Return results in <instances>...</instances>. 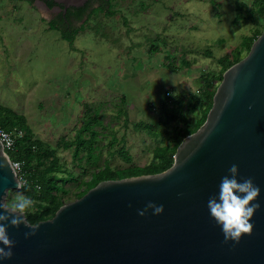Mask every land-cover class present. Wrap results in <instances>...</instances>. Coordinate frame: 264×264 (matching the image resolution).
Listing matches in <instances>:
<instances>
[{"label": "rangeland", "instance_id": "rangeland-1", "mask_svg": "<svg viewBox=\"0 0 264 264\" xmlns=\"http://www.w3.org/2000/svg\"><path fill=\"white\" fill-rule=\"evenodd\" d=\"M110 1L103 10L92 4L70 43L33 2L0 0V103L23 114L33 137L54 148L59 175L76 177L63 184L66 202L104 161L144 165L154 147L172 145L163 116L173 110L170 125L194 123L221 80L218 59L264 22L254 0ZM191 94L199 97L193 107ZM89 120L98 154L86 161L82 148L81 159L73 158L76 134ZM121 142L130 162L114 150ZM17 191L8 190L4 202Z\"/></svg>", "mask_w": 264, "mask_h": 264}, {"label": "water", "instance_id": "water-1", "mask_svg": "<svg viewBox=\"0 0 264 264\" xmlns=\"http://www.w3.org/2000/svg\"><path fill=\"white\" fill-rule=\"evenodd\" d=\"M52 1L64 11L87 0ZM32 2L51 18L45 0ZM4 160L10 167L0 168L3 201L19 182L2 147ZM232 164L238 181L251 177L259 187L252 203L260 207L249 221L251 235L225 243L207 201ZM149 201L162 204L163 213L149 209L139 216ZM27 223L37 228L8 227L15 246L0 264H264V26L248 52L224 70L203 123L177 145L169 167L100 180L50 218Z\"/></svg>", "mask_w": 264, "mask_h": 264}, {"label": "trees", "instance_id": "trees-1", "mask_svg": "<svg viewBox=\"0 0 264 264\" xmlns=\"http://www.w3.org/2000/svg\"><path fill=\"white\" fill-rule=\"evenodd\" d=\"M29 1L32 2L33 0ZM45 1L49 6L53 4L52 0ZM99 1H101L99 7L102 8V10L111 2L110 0ZM254 1L257 3L258 8L257 18L264 19V0ZM90 2L91 0H87V2L82 6L68 7L66 16H68L72 11H75V17L82 18L84 16V13L87 12L86 9H88V6H90ZM109 8H111V6H109ZM241 11V6H236L235 21H237L242 16ZM106 12L107 14H110L113 11L109 9ZM90 15L91 11L86 13L87 19L90 17ZM48 23L51 27L59 29L61 35L70 43L73 42L78 31H81L83 29V26L79 25L77 27H73L70 30L55 20H49ZM263 25L264 22L262 24V27ZM261 28L254 29V37L244 35L241 39L239 47L233 48L231 53L224 55L223 57H220L218 59L222 73L226 68L238 61L248 52L252 41L261 32ZM242 48L246 49V53L243 55L241 54ZM221 78L222 74L220 76V79ZM214 91L215 89H213L211 92L206 93L207 97L205 96V99L209 98L210 101L207 103V107L203 111V114L199 118L195 119L194 123L192 124H189L188 121L181 118V120L184 122V125H179L176 123L170 125L169 122L171 121L170 117L173 110L163 116L162 120L172 141V145L162 144L154 147L152 149V157L150 161L144 165H129L126 167L113 168L110 166L108 161H104L101 167L91 171L88 179L82 181L85 184V187L78 192L77 197L81 196L89 188L96 185L100 180L157 173L169 167L173 162V155L177 145L187 134L195 131L203 123L207 111L211 106ZM181 94V92L177 93L172 97V99H175V97H178V99H180ZM191 100L193 107L199 101L198 95L191 94ZM163 108L166 107L163 106ZM127 117L128 115L125 112V118ZM90 122V120L87 121L83 125L80 132L76 134L75 141L73 142V158L76 157L77 159H81V157L79 158L78 155L80 149L82 148H85V153L87 155L86 161H88L90 158H93V155L97 152V149L95 148L97 131L90 129L92 126ZM92 122L95 123V121ZM0 127L7 131H11L16 128H22L24 131L23 136L17 141L15 147L12 150H6V152L12 161H24V170L27 184H25L23 188H20V190L35 201L34 207L30 209L26 214V219L31 223H36L39 220L50 218L54 214L55 210L60 205L66 202L63 199V196L67 193V191L64 188L63 184L68 181H74L76 177L71 171L66 173V175H59L57 172L61 170V165L54 148H52L49 143L43 141L41 138L33 137V135L31 134L30 126L23 114L18 113L10 107H7L1 103ZM82 131H90L88 138L81 135ZM114 150L122 160L126 162H130L132 160V156L129 154L124 142H121ZM94 162H96V159H94Z\"/></svg>", "mask_w": 264, "mask_h": 264}, {"label": "clouds", "instance_id": "clouds-1", "mask_svg": "<svg viewBox=\"0 0 264 264\" xmlns=\"http://www.w3.org/2000/svg\"><path fill=\"white\" fill-rule=\"evenodd\" d=\"M251 108V105L249 106ZM11 141L6 137L0 140V148L5 145L10 146ZM5 165L10 167L7 160L0 163V168ZM15 176L16 169H12ZM238 166L232 164L228 168V175L221 177L218 185V193L210 196L207 201L210 218L221 227L224 236V242L229 240L238 243L242 234L251 235L253 224L250 223L251 217L257 209L259 203L255 201L260 193V189L253 183V179L243 178L237 180ZM17 189L23 188L27 181L17 182ZM35 205V201L22 192L17 191L13 199L9 202L0 200V260L10 259L13 255L12 248L15 241L10 239L7 229L9 226L18 228L21 224L35 230L37 226L29 225L26 220V214ZM152 210L153 215H160L164 211L162 204L157 205L149 201L144 209L138 210L139 216H144L148 210ZM25 238L35 235V231L26 232Z\"/></svg>", "mask_w": 264, "mask_h": 264}, {"label": "built area", "instance_id": "built-area-1", "mask_svg": "<svg viewBox=\"0 0 264 264\" xmlns=\"http://www.w3.org/2000/svg\"><path fill=\"white\" fill-rule=\"evenodd\" d=\"M24 131L22 128H16L14 130L11 131H7L5 129H3L2 127H0V140H3L5 137L11 141L10 146L5 145L3 146L4 151L6 150H12L17 141L23 136ZM12 166L14 169H16V175H17V179L19 182L22 181H26V175H25V170H24V161L22 160H15L12 161Z\"/></svg>", "mask_w": 264, "mask_h": 264}, {"label": "flooded vegetation", "instance_id": "flooded-vegetation-1", "mask_svg": "<svg viewBox=\"0 0 264 264\" xmlns=\"http://www.w3.org/2000/svg\"><path fill=\"white\" fill-rule=\"evenodd\" d=\"M29 1V0H28ZM87 2V1H86ZM85 2V3H86ZM92 3H98V4H100L101 3V1H99V0H91V2H90V5L92 4ZM57 6V4H55L54 2H53V4L50 6L51 8H53V9H51L50 11V16H51V18H50V20H55V21H57L58 23H60V24H62V25H64L66 28H68V29H72L73 27H75V25H76V23H78L79 21H82L83 19H84V17L86 16V13L89 11V7L90 6H88V9H86V13H84V16L82 17V18H77V17H75V11H72L71 13H69V15L68 16H66V11H67V9L68 8H66V10H64L63 11V9H55V7ZM61 6V5H60ZM71 7V6H70ZM75 7V6H74ZM79 7V6H78ZM72 9H74V8H72ZM79 26V25H78Z\"/></svg>", "mask_w": 264, "mask_h": 264}, {"label": "crops", "instance_id": "crops-1", "mask_svg": "<svg viewBox=\"0 0 264 264\" xmlns=\"http://www.w3.org/2000/svg\"><path fill=\"white\" fill-rule=\"evenodd\" d=\"M15 111V110H14ZM17 112V111H16Z\"/></svg>", "mask_w": 264, "mask_h": 264}]
</instances>
